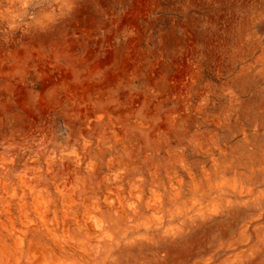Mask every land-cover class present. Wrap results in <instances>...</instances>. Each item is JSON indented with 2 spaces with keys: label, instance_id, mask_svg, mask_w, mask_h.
I'll return each instance as SVG.
<instances>
[{
  "label": "clouds",
  "instance_id": "1",
  "mask_svg": "<svg viewBox=\"0 0 264 264\" xmlns=\"http://www.w3.org/2000/svg\"><path fill=\"white\" fill-rule=\"evenodd\" d=\"M0 264H264V0H0Z\"/></svg>",
  "mask_w": 264,
  "mask_h": 264
}]
</instances>
